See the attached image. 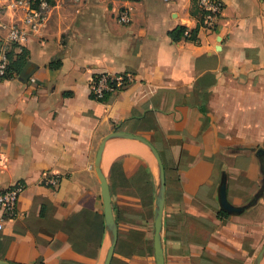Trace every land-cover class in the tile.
I'll return each mask as SVG.
<instances>
[{
    "label": "crops",
    "instance_id": "crops-1",
    "mask_svg": "<svg viewBox=\"0 0 264 264\" xmlns=\"http://www.w3.org/2000/svg\"><path fill=\"white\" fill-rule=\"evenodd\" d=\"M194 2L50 0L39 30L17 43L29 75L0 81V191L24 190L14 219L0 212V261L103 263V142L98 168L117 228L110 264H155L158 165L140 141L108 137L126 133L163 166L164 264H253L264 246V0H220L210 30ZM122 8L128 25L116 20ZM179 27L197 30L196 43L173 41ZM101 73L133 82L93 99Z\"/></svg>",
    "mask_w": 264,
    "mask_h": 264
},
{
    "label": "built area",
    "instance_id": "built-area-1",
    "mask_svg": "<svg viewBox=\"0 0 264 264\" xmlns=\"http://www.w3.org/2000/svg\"><path fill=\"white\" fill-rule=\"evenodd\" d=\"M0 1V32L5 33L4 37H0V81H3L16 77H8V52L13 45L19 43L27 31L37 32L39 30L44 21V12L49 8V4L46 0H40L38 7L33 8L31 4L35 0ZM162 1L169 3L172 0ZM196 2L202 15L201 27L208 30L213 29L221 17L222 3L220 0H196ZM7 11L22 12V16L16 22L7 23L3 20V15ZM116 20L121 25H128L131 22L129 11L126 8H122L117 13ZM30 82H33V79H30ZM132 82L133 77L129 73H101L90 80V95L93 99H103L126 89ZM43 182L46 186L54 187L58 181L54 177H46ZM23 190L19 183H15L0 191V212L4 219H14L17 201Z\"/></svg>",
    "mask_w": 264,
    "mask_h": 264
},
{
    "label": "water",
    "instance_id": "water-1",
    "mask_svg": "<svg viewBox=\"0 0 264 264\" xmlns=\"http://www.w3.org/2000/svg\"><path fill=\"white\" fill-rule=\"evenodd\" d=\"M108 137L138 140L142 144L147 146L151 150L153 156L155 157V160L158 165V171H159L160 190H159V196H158V201H157L155 215H154L155 223H154V235H153V248H154L155 264H164L162 246H161V241H160L161 227H162V212H163V205H164V173H163V166H162L161 160L157 152L155 151V149L151 147L150 144L142 138H138L133 135L126 134V133H112ZM102 148H103V142L100 144L99 149L97 151L94 167H95L96 175L99 179L100 187L102 190L101 197H102V202H103L105 226L108 229V231L111 233V244H110V247L106 253V256L102 264H110L112 255L114 252V247L117 241V228H116V224H115L113 214H112L108 185L105 179L101 176L99 172V168H98ZM263 254H264V246L262 247V249L256 256L253 264H259L263 257ZM0 264H6V263L3 261H0Z\"/></svg>",
    "mask_w": 264,
    "mask_h": 264
},
{
    "label": "trees",
    "instance_id": "trees-1",
    "mask_svg": "<svg viewBox=\"0 0 264 264\" xmlns=\"http://www.w3.org/2000/svg\"><path fill=\"white\" fill-rule=\"evenodd\" d=\"M40 0H35L31 6L33 8L38 7V2ZM48 4H50V0H46ZM195 0H193V4ZM194 6V5H193ZM192 10V15H199V27L202 25V15L201 12L196 9ZM196 10V11H195ZM187 30L184 27H179L175 31H172L169 33V37L173 41H179L181 39H184L186 41L190 42H195L197 41L196 39V34L197 30L190 31L186 33ZM8 67H7V72H8V77H13L16 76L17 78L24 77L25 79L28 78L27 74V69L30 66V61H29V54L28 51L25 48L19 47L18 45H13L11 47V50L8 52ZM60 66V61H53L49 64L50 69H57ZM104 99V98H103ZM103 99H97V100H103Z\"/></svg>",
    "mask_w": 264,
    "mask_h": 264
}]
</instances>
